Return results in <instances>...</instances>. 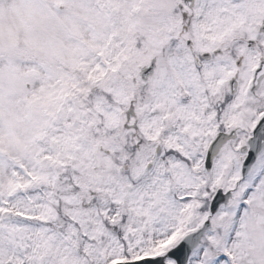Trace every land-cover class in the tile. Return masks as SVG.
I'll return each instance as SVG.
<instances>
[{
    "label": "snow or ice",
    "instance_id": "obj_1",
    "mask_svg": "<svg viewBox=\"0 0 264 264\" xmlns=\"http://www.w3.org/2000/svg\"><path fill=\"white\" fill-rule=\"evenodd\" d=\"M0 264H264V0H0Z\"/></svg>",
    "mask_w": 264,
    "mask_h": 264
}]
</instances>
